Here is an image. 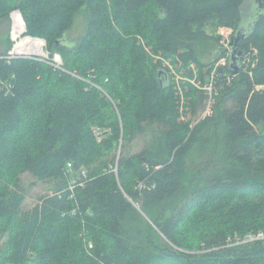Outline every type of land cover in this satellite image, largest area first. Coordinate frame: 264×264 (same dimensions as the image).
Here are the masks:
<instances>
[{
  "label": "trees",
  "instance_id": "1",
  "mask_svg": "<svg viewBox=\"0 0 264 264\" xmlns=\"http://www.w3.org/2000/svg\"><path fill=\"white\" fill-rule=\"evenodd\" d=\"M15 9L67 72L0 51V264H264V240L229 246L264 232V0H0V22ZM220 28L255 66H217ZM178 75L213 102L194 126ZM26 175L51 189L32 206Z\"/></svg>",
  "mask_w": 264,
  "mask_h": 264
},
{
  "label": "built area",
  "instance_id": "2",
  "mask_svg": "<svg viewBox=\"0 0 264 264\" xmlns=\"http://www.w3.org/2000/svg\"><path fill=\"white\" fill-rule=\"evenodd\" d=\"M10 28V40L12 43V47L7 52V54H5L3 59L11 61L17 58H36L42 62L47 63L55 70L67 72L61 54L57 52H52L49 49L48 43L44 39L33 37L28 34L26 21L22 15V12L19 9H15L10 13ZM219 35L222 39V48L224 49L227 56H225L217 66L223 67L227 65L228 60L230 58L231 43L234 39L235 32L231 28H220ZM253 51L254 53L252 55H249L248 57H245L243 52V56L241 59L243 67L244 64L246 66H255V64L252 62V59L257 56L258 52L255 49H253ZM193 82L196 83V81ZM206 89H209L208 91L210 92V95L212 97V88L209 87ZM211 114L212 111L208 107L203 115V118ZM82 176H86V173L83 172ZM79 181H81V177H78L77 179L71 182V197L75 196L76 189L79 186H83V183H79ZM257 240H264V232H258L255 234L250 233L242 240L238 238V240L231 242L229 246L240 245L243 243L254 242Z\"/></svg>",
  "mask_w": 264,
  "mask_h": 264
},
{
  "label": "rangeland",
  "instance_id": "3",
  "mask_svg": "<svg viewBox=\"0 0 264 264\" xmlns=\"http://www.w3.org/2000/svg\"><path fill=\"white\" fill-rule=\"evenodd\" d=\"M253 4L249 3L248 4V8L243 9L245 15L248 14V16H252V14H258V6H255L251 8ZM251 14V15H249ZM251 18V19H250ZM252 18L254 17H249L248 21V25H247V29H249L248 27L251 24ZM246 21V22H247ZM86 27H87V19H86V15L85 13H81L77 19L76 22L74 24V26L72 27V29L69 31L67 38L68 41L70 43H76L85 33L86 31ZM10 18H9V22H0V51H4L6 49V44H7V36L10 37ZM208 34L210 35H219V31L218 33H216L215 31H213L212 29H208ZM222 42V39H221ZM220 42L219 47L222 46V43ZM212 46V45H211ZM223 47V46H222ZM207 52L204 53L209 57H214V55H210L209 52V48L203 47L202 51ZM209 52V53H208ZM178 93H179V103L178 104V108H179V112L182 115L183 120L190 122L193 126L195 124H197V121L199 119H201L204 115V111H206V109L209 107L210 110L212 111V106H213V102L212 100H209L204 108H202L201 110L198 111V109H195L193 106H195L194 101H192V98L189 96V93L191 91V84L186 83L187 81L185 80V78L182 75H178ZM192 84L195 86V84L197 86H201L200 83H193ZM209 88V87H207ZM213 112V111H212ZM212 115V114H211ZM145 141L144 140H140L135 148L137 150H140L144 147L145 145ZM212 150V149H211ZM210 154L206 155L203 159L197 161L195 164H191L190 167L192 169H190V172L186 178L187 182H194L195 176H197L198 172L200 169H202L204 167L203 161L207 160L208 156ZM33 180L31 179L30 176L26 175L22 177V186H24L25 191H26V205L27 206H32L34 204H36L38 202V197L39 196H43V195H47L48 193H50V186L48 184H33L32 183Z\"/></svg>",
  "mask_w": 264,
  "mask_h": 264
},
{
  "label": "water",
  "instance_id": "4",
  "mask_svg": "<svg viewBox=\"0 0 264 264\" xmlns=\"http://www.w3.org/2000/svg\"><path fill=\"white\" fill-rule=\"evenodd\" d=\"M261 7H262V4H259V10L261 9ZM249 17L251 16H248V14L245 15L244 13L245 22L249 19ZM244 31L245 30H243V28L238 29L231 43L229 65H230V70L232 71L234 75H238L242 70L241 59L243 56V52L240 50V44L243 41H245L247 38V35L245 34Z\"/></svg>",
  "mask_w": 264,
  "mask_h": 264
},
{
  "label": "clouds",
  "instance_id": "5",
  "mask_svg": "<svg viewBox=\"0 0 264 264\" xmlns=\"http://www.w3.org/2000/svg\"><path fill=\"white\" fill-rule=\"evenodd\" d=\"M235 37V36H234Z\"/></svg>",
  "mask_w": 264,
  "mask_h": 264
}]
</instances>
